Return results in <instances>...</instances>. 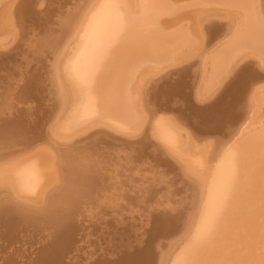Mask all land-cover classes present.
<instances>
[{
    "label": "bare ground",
    "instance_id": "bare-ground-1",
    "mask_svg": "<svg viewBox=\"0 0 264 264\" xmlns=\"http://www.w3.org/2000/svg\"><path fill=\"white\" fill-rule=\"evenodd\" d=\"M11 62L0 264H264V0H0ZM125 202L139 247L78 261Z\"/></svg>",
    "mask_w": 264,
    "mask_h": 264
},
{
    "label": "rangeland",
    "instance_id": "rangeland-1",
    "mask_svg": "<svg viewBox=\"0 0 264 264\" xmlns=\"http://www.w3.org/2000/svg\"><path fill=\"white\" fill-rule=\"evenodd\" d=\"M41 33V32H40ZM22 48H23V46H22ZM14 57H18L19 55H13ZM19 63H17V65H18ZM13 65H14V62H11V63H9V65H7V64H5L4 66H0V67H3V68H0V91H3V89H6V88H8V89H10V90H12L13 88H14V83H20L21 84V82H24V84L26 83L25 82V79H26V76L28 75V72L27 71H19L18 69H15L14 71H16L17 73L15 74V76H14V71H13ZM6 68V70H4ZM16 68V67H15ZM4 72V73H3ZM11 76V77H10ZM18 76V77H17ZM14 77V78H13ZM15 79V80H14ZM19 79H21V82H20V80ZM2 81V82H1ZM13 81V82H12ZM12 88V89H11ZM21 88H23V87H19V91L17 92V94H21V91H20V89ZM17 89V88H16ZM27 103H25V104H23V103H16L15 104V107H24L25 105H26ZM146 154V153H145ZM148 156V155H147ZM145 160H147V157L145 156V158H144ZM151 164H153V161H152V159L150 160V161H148V165H151ZM148 165L146 164L145 165V167L147 168L148 167ZM173 173V172H172ZM175 175H176V173L175 174H169L168 175V178L170 177V178H172L173 176L175 177ZM179 181V180H178ZM178 181H176V182H178ZM176 188H179V186L178 185H176ZM174 192V191H173ZM151 194V193H150ZM151 195H153V192H152V194ZM175 196H176V199H178V200H186V196H187V194H186V192H180V191H177V193H175L174 194ZM180 198H182V199H180ZM150 199V198H149ZM149 202L150 201H152V202H154L153 201V198H151L150 200H148ZM126 203H128V202H125V209H126V211L129 213V215H128V213L125 211V213L123 214V216H122V221L119 223V221H116L115 220V223H113L114 222V219H116V218H114L113 220L111 219V218H109V220H108V218H106V220H108L107 221V224L105 223V221L103 222V223H105L108 227L110 226V229L108 228V227H106V225H104V224H102L103 226H105V228L101 225V226H99V225H97V224H95V223H93V224H85V226L86 225H88L89 227L86 229V227H84V229H82L81 231H80V233H79V235L82 237V239H84V240H80L81 242H86V244H84V245H81V244H79L80 243V241L78 242V249H80L81 247H82V251H79V252H77V253H79V254H81V255H83V256H81V255H78L77 253V257L76 258H78V261H81L82 260V262H85L84 261V258H86L90 253H92V252H95L96 250H97V246H100L99 248H102V254H99L100 252H96V257L99 255V256H103V254H104V256H106V254H109V249L111 248V246H112V248L110 249L111 251H113L114 252V254L116 253V254H118L119 252V250H120V248L125 244V243H129V247H128V249H129V251L130 250H133V249H136V247L138 248L139 247V243L138 242H135V239L137 240L138 239V237L140 236V229L141 228H146L147 226H143V227H141L142 226V223L147 219V218H145V216H144V213L141 211L142 209H143V207H141L140 209H138L137 208V206L136 205H138L137 203H134V202H130V204H126ZM151 203V202H150ZM135 205V206H134ZM129 207H132L133 208V210H132V212H130V210H129ZM155 208L156 207H154V208H152V209H150V208H148V206H147V210H148V212H152L153 214H155V215H157L158 213H159V210H156V211H154L155 210ZM154 209V210H153ZM157 209V208H156ZM158 211V213H155V212H157ZM133 214V215H132ZM127 215V216H126ZM131 216V217H130ZM135 216V217H134ZM109 217H110V215H109ZM134 218V219H133ZM136 219V220H135ZM143 221V222H142ZM138 222V223H137ZM113 223V224H112ZM95 224V225H94ZM101 224V223H100ZM111 224V225H110ZM92 225H93V227H92ZM114 227H113V226ZM116 225V226H115ZM91 226V227H90ZM98 227H100V228H98ZM111 227H113V228H111ZM119 227V228H118ZM103 228H104V230H103ZM115 228H117L116 229V231H115ZM121 228V229H120ZM148 228V227H147ZM90 229V230H89ZM97 229H98V231H97ZM112 229H114V230H112ZM119 229V230H118ZM91 230H92V232H91ZM93 230H96V231H93ZM118 230V231H117ZM86 231V232H85ZM99 231H100V234H99ZM112 231H113V233H112ZM86 233V234H85ZM88 233L90 234L91 233V236H93V237H90V235H88ZM92 233H93V235H92ZM97 233V234H96ZM114 233H116V235L114 234ZM88 235L87 237H88V241H87V237H84L83 238V235ZM114 234V235H113ZM100 236V237H99ZM107 237V238H106ZM119 237V238H118ZM86 238V239H85ZM90 238V239H89ZM94 238H96V241H100V245L98 244V242H96V241H94V242H92V240H94ZM97 238L99 239V240H97ZM101 238H102V240H101ZM103 238H104V241H103ZM86 240V241H85ZM89 240H90V242H89ZM110 240V242H108ZM114 240V241H113ZM121 240H123L122 241V243L120 244V241ZM133 240V241H132ZM102 241V242H101ZM116 241V242H115ZM87 242L89 243V245L87 244ZM97 243V245H95L96 243ZM104 242H106L105 244H102V243H104ZM111 243V244H108V243ZM131 242V243H130ZM94 243V245H92V246H90L91 244H93ZM117 243V244H116ZM83 244V243H82ZM134 244V245H133ZM87 247H86V246ZM107 245L108 246H110V247H108V249H107ZM121 245V247H119ZM80 246V247H79ZM104 246L106 247V248H104ZM116 246V247H115ZM125 246V245H124ZM134 246V247H133ZM90 247V248H89ZM92 247L93 248H95V247H97V248H95V249H92ZM119 247V248H118ZM87 248H89V249H87ZM98 248V249H99ZM117 248V249H116ZM92 251H91V250ZM116 249V250H115ZM89 251V254L87 253L88 251ZM122 250V249H121ZM100 251V250H99ZM84 253V254H82V253ZM104 252H106V254L104 253ZM108 252V253H107ZM85 256V257H84ZM103 256V257H104ZM84 257V258H83ZM80 258H81V260H80ZM83 258V259H82ZM77 260V259H76ZM86 260V259H85Z\"/></svg>",
    "mask_w": 264,
    "mask_h": 264
}]
</instances>
